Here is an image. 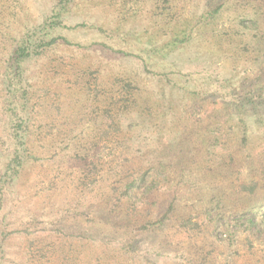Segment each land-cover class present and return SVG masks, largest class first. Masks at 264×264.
Returning a JSON list of instances; mask_svg holds the SVG:
<instances>
[{"label": "rangeland", "instance_id": "374dc122", "mask_svg": "<svg viewBox=\"0 0 264 264\" xmlns=\"http://www.w3.org/2000/svg\"><path fill=\"white\" fill-rule=\"evenodd\" d=\"M0 264H264V0H0Z\"/></svg>", "mask_w": 264, "mask_h": 264}, {"label": "trees", "instance_id": "16d2710c", "mask_svg": "<svg viewBox=\"0 0 264 264\" xmlns=\"http://www.w3.org/2000/svg\"><path fill=\"white\" fill-rule=\"evenodd\" d=\"M62 3H64L63 1H61ZM53 41H51V43H53ZM30 45L28 46H25L23 48H19V50H16L13 57L11 58V60L13 61V63L18 66L17 64L19 63V60L24 58V57H29L31 54H38L39 51H33L31 52V48L29 47ZM44 46H49V44H41V42L39 43V45H37V49L40 50L41 48H43ZM13 65V64H12ZM18 69V68H17ZM21 123L18 122L13 130H14V134L16 135L17 134V131L21 129ZM22 155H18L16 153V155L14 156L11 164L8 165V169L11 171L12 174H16L18 172V167H20L22 165ZM251 190V189H250ZM250 192V191H249ZM170 212V209L169 211L165 212V214H163L161 216V218L159 219V221H155L154 224L157 225V224H163V222H165L168 218V214Z\"/></svg>", "mask_w": 264, "mask_h": 264}]
</instances>
